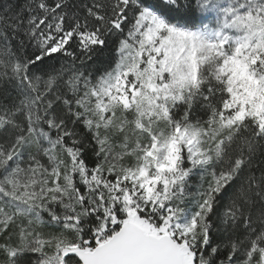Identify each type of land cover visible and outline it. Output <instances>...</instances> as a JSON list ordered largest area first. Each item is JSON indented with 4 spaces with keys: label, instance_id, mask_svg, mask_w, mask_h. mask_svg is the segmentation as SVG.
Listing matches in <instances>:
<instances>
[{
    "label": "snow or ice",
    "instance_id": "snow-or-ice-1",
    "mask_svg": "<svg viewBox=\"0 0 264 264\" xmlns=\"http://www.w3.org/2000/svg\"><path fill=\"white\" fill-rule=\"evenodd\" d=\"M0 264H264V0H0Z\"/></svg>",
    "mask_w": 264,
    "mask_h": 264
}]
</instances>
